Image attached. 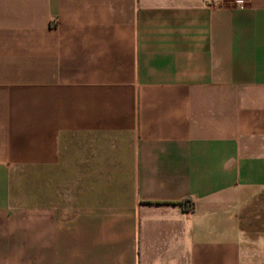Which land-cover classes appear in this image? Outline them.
<instances>
[{"label":"crops","instance_id":"obj_1","mask_svg":"<svg viewBox=\"0 0 264 264\" xmlns=\"http://www.w3.org/2000/svg\"><path fill=\"white\" fill-rule=\"evenodd\" d=\"M0 264H264V0H0Z\"/></svg>","mask_w":264,"mask_h":264}]
</instances>
